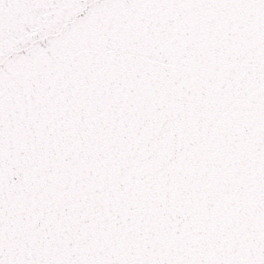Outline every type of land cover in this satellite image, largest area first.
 Here are the masks:
<instances>
[{"label":"snow or ice","instance_id":"snow-or-ice-1","mask_svg":"<svg viewBox=\"0 0 264 264\" xmlns=\"http://www.w3.org/2000/svg\"><path fill=\"white\" fill-rule=\"evenodd\" d=\"M0 264H264V0H0Z\"/></svg>","mask_w":264,"mask_h":264}]
</instances>
